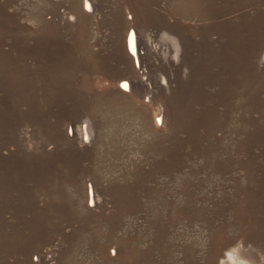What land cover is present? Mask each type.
<instances>
[{
	"label": "rangeland",
	"instance_id": "rangeland-1",
	"mask_svg": "<svg viewBox=\"0 0 264 264\" xmlns=\"http://www.w3.org/2000/svg\"><path fill=\"white\" fill-rule=\"evenodd\" d=\"M0 264H264V0H0Z\"/></svg>",
	"mask_w": 264,
	"mask_h": 264
},
{
	"label": "bare ground",
	"instance_id": "bare-ground-1",
	"mask_svg": "<svg viewBox=\"0 0 264 264\" xmlns=\"http://www.w3.org/2000/svg\"><path fill=\"white\" fill-rule=\"evenodd\" d=\"M88 7H90V6L87 4L86 8L88 9ZM131 26H132V23H129L128 30L125 33L124 44H125V48L129 52V54L132 56V60H133L134 65L137 67L138 66V60L141 57V55H140V52L138 51V49L136 47L137 45L135 43L136 41H135L134 33H133V31H131V29H129ZM123 76H125V75H121V77L117 81L118 82L117 84L120 88H123L124 90H128V88L131 86H134V85L137 86V84L139 85V81H138L139 77L138 76H130V77H128L129 79H127L128 81H126V79L123 78ZM126 78H127V76H126ZM84 132H85V129H84ZM84 135H85V133H84ZM91 200H92V198H91Z\"/></svg>",
	"mask_w": 264,
	"mask_h": 264
}]
</instances>
